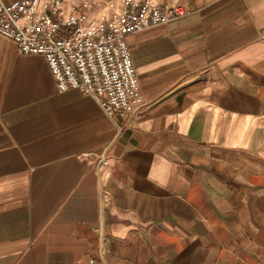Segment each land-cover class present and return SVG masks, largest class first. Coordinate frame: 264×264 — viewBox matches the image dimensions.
Wrapping results in <instances>:
<instances>
[{
    "label": "crops",
    "instance_id": "crops-1",
    "mask_svg": "<svg viewBox=\"0 0 264 264\" xmlns=\"http://www.w3.org/2000/svg\"><path fill=\"white\" fill-rule=\"evenodd\" d=\"M150 1L130 116L0 35V264H264V0Z\"/></svg>",
    "mask_w": 264,
    "mask_h": 264
},
{
    "label": "built area",
    "instance_id": "built-area-1",
    "mask_svg": "<svg viewBox=\"0 0 264 264\" xmlns=\"http://www.w3.org/2000/svg\"><path fill=\"white\" fill-rule=\"evenodd\" d=\"M187 14L183 4L150 0H122L120 9L114 1L0 0V35L21 54L43 56L59 92L90 95L113 118L134 114L142 103L128 37Z\"/></svg>",
    "mask_w": 264,
    "mask_h": 264
},
{
    "label": "rangeland",
    "instance_id": "rangeland-1",
    "mask_svg": "<svg viewBox=\"0 0 264 264\" xmlns=\"http://www.w3.org/2000/svg\"><path fill=\"white\" fill-rule=\"evenodd\" d=\"M96 11V10H95ZM94 13V12H93Z\"/></svg>",
    "mask_w": 264,
    "mask_h": 264
}]
</instances>
